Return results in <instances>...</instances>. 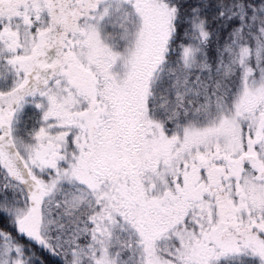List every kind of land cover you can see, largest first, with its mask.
<instances>
[{"label":"snow or ice","instance_id":"6c2138e0","mask_svg":"<svg viewBox=\"0 0 264 264\" xmlns=\"http://www.w3.org/2000/svg\"><path fill=\"white\" fill-rule=\"evenodd\" d=\"M264 264V0H0V264Z\"/></svg>","mask_w":264,"mask_h":264},{"label":"trees","instance_id":"16d2710c","mask_svg":"<svg viewBox=\"0 0 264 264\" xmlns=\"http://www.w3.org/2000/svg\"><path fill=\"white\" fill-rule=\"evenodd\" d=\"M55 262H56V261H55V260H53V261H52V264H56Z\"/></svg>","mask_w":264,"mask_h":264},{"label":"rangeland","instance_id":"374dc122","mask_svg":"<svg viewBox=\"0 0 264 264\" xmlns=\"http://www.w3.org/2000/svg\"><path fill=\"white\" fill-rule=\"evenodd\" d=\"M56 263V262H55Z\"/></svg>","mask_w":264,"mask_h":264}]
</instances>
